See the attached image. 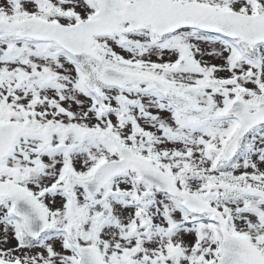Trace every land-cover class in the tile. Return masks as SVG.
Returning <instances> with one entry per match:
<instances>
[{
    "label": "snow or ice",
    "instance_id": "1",
    "mask_svg": "<svg viewBox=\"0 0 264 264\" xmlns=\"http://www.w3.org/2000/svg\"><path fill=\"white\" fill-rule=\"evenodd\" d=\"M0 264H264V0H0Z\"/></svg>",
    "mask_w": 264,
    "mask_h": 264
}]
</instances>
